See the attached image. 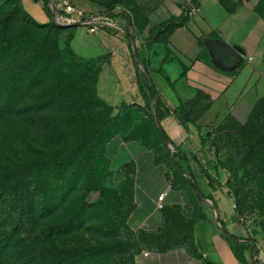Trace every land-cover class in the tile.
<instances>
[{
  "label": "rangeland",
  "instance_id": "rangeland-1",
  "mask_svg": "<svg viewBox=\"0 0 264 264\" xmlns=\"http://www.w3.org/2000/svg\"><path fill=\"white\" fill-rule=\"evenodd\" d=\"M223 3L264 19V0ZM14 8L13 0H0V179L18 167L31 171L16 180L28 186L25 204L36 202L45 216L39 230L53 229L45 253L59 262L74 260L80 248L99 247L107 253L105 264H135L153 249L194 251L202 206L182 175L184 201L160 211L156 229L129 224L136 209L134 170L115 169L120 162L112 166L106 147L138 136L153 152L163 154V146L145 108L111 99L101 40L87 27L27 28L19 17L9 25L11 37L3 38ZM207 126L204 137L216 162L233 179L225 189L238 220L255 223L264 235V68L237 73L225 110Z\"/></svg>",
  "mask_w": 264,
  "mask_h": 264
},
{
  "label": "crops",
  "instance_id": "crops-1",
  "mask_svg": "<svg viewBox=\"0 0 264 264\" xmlns=\"http://www.w3.org/2000/svg\"><path fill=\"white\" fill-rule=\"evenodd\" d=\"M21 8L37 23L49 21L44 0H19ZM116 6V21L124 32H95L102 51L109 56L105 75L111 99L144 106L137 85L133 50L144 61L148 75L169 114L157 122L170 142L187 158L189 173L197 186L204 219H197L194 247L198 258L185 249L164 253L144 252L135 264H241L222 236L220 222L238 242H249L247 264H264V238L255 223L238 220L227 194L228 174L219 167L207 126L225 110L229 87L239 72L264 68V19L248 7L227 11L221 0H77L85 14L104 13ZM187 13L184 25L155 37L169 20ZM141 69V68H140ZM187 114L189 121L181 119ZM202 140L204 141L202 143ZM115 169L130 165L134 170L133 198L136 209L129 219L132 229H156L160 224L157 198L163 208L184 201L174 187L178 177L173 166L141 142L115 139L107 146ZM215 204V206L213 205ZM255 253V254H254Z\"/></svg>",
  "mask_w": 264,
  "mask_h": 264
},
{
  "label": "trees",
  "instance_id": "trees-1",
  "mask_svg": "<svg viewBox=\"0 0 264 264\" xmlns=\"http://www.w3.org/2000/svg\"><path fill=\"white\" fill-rule=\"evenodd\" d=\"M13 1L15 2V8L13 9L12 13L9 15V18L3 23L4 28L1 34L3 38L11 37L10 35L11 27L9 25L12 22H14L17 17L20 18L21 23L27 28L36 27L38 29H44V28L62 29L61 27L55 25L52 22L46 24L36 23L21 8L19 0H13ZM223 1L224 0H221V5L227 11L229 12L233 11L227 9ZM114 10H116V6L112 5L109 6L107 9H105L104 13H108L112 15ZM187 18H188L187 13H185L179 18L169 20L155 33V37H158L162 33H169L173 29L184 25L185 22L187 21ZM133 52L134 55L136 54L138 56L135 50H133ZM140 62L142 64V69L137 67V73H136L137 85L139 92L144 99L143 108H145V110L148 113L147 115L151 118V122L154 125L156 135L161 140L163 146V154H161V152L159 151L153 152L154 149L153 145L150 144L145 137L138 136L137 138L134 137H131L129 139L123 138L122 140L126 142L129 141L141 142L142 144L146 145L150 151L153 152V154L156 156V162H158V160L162 158L170 166L172 165L175 172L178 174V177L173 182L174 187H176L182 193L181 187L179 188V184H180L179 182L181 180L180 175H182L183 177H185L184 181H186V183L190 185L194 197L199 201L197 186L193 182L192 175L189 173L187 158L179 149H177L170 142V140L165 135V133L157 127V123L156 122L154 123L153 116L156 118V121L159 123V121L163 119L166 115H168L170 112L168 109H162L163 104L148 75L144 61L140 60ZM152 102H153V106L151 105ZM130 105L138 106L140 108L142 107L136 104H130ZM151 109L153 113H151ZM181 119L184 121H189V117L187 116V114L184 113L181 115ZM203 142L204 141L202 140V143ZM255 145L256 142L253 144L252 148ZM106 153H107V147H106ZM164 156L166 158H164ZM217 165L221 167L218 163ZM126 166H130V165H126ZM19 173L21 175H27L30 174L31 171L26 170L24 167H18L12 173H10V175L7 174V176L2 177L0 179V183H1L0 203H2L0 204V264H94L96 262H98V264H105L107 262V253L103 248H99V247L80 248L78 252H76V258L74 260H70V259L68 260V258H65L59 262L57 261L53 262L51 260L52 256L51 255L49 256L48 254L45 253L44 245L52 238L53 229L49 227L47 230H39L38 228L39 224L41 223V220L45 218V216L44 214H42V212H40V210L38 209L36 210V206H35L36 202L31 201L29 205L25 204L26 202L24 200L27 196L26 192L28 190V186L18 185L19 182L16 179ZM181 181H183V179ZM232 184H233V179L228 177V180L225 183V187L228 190H230ZM48 198L45 197L43 199L41 207L45 205V203L47 202L46 200ZM8 203H11L9 208L4 207V204H8ZM213 205L215 206L214 203ZM164 209L165 208H163L161 211H163ZM5 211H7L8 214H6ZM198 219H204V215L202 211L199 212ZM220 228L222 231V236L227 241L230 242L232 251L236 259L241 264H247L244 258V252L246 250L253 249L251 243H249L248 241L247 242L236 241V238L234 236H231L226 231V229L224 228L221 222H220ZM30 236L32 237V239L29 238L27 239V237ZM262 236L264 238L263 234ZM180 248L184 249L183 247H179L175 249H180ZM175 249H167L164 251H158L156 249H153L147 252L164 253ZM188 253L192 258L199 257L198 254L196 253L195 247H194V251ZM204 264H212V263L205 261Z\"/></svg>",
  "mask_w": 264,
  "mask_h": 264
},
{
  "label": "built area",
  "instance_id": "built-area-1",
  "mask_svg": "<svg viewBox=\"0 0 264 264\" xmlns=\"http://www.w3.org/2000/svg\"><path fill=\"white\" fill-rule=\"evenodd\" d=\"M77 0H45L48 11L49 22L55 25L66 27H87L90 33H95L99 29L110 30L114 33L122 34L124 30L116 21L117 12L112 15L108 13L85 14L75 6ZM164 195L157 198L158 209L162 210Z\"/></svg>",
  "mask_w": 264,
  "mask_h": 264
},
{
  "label": "water",
  "instance_id": "water-1",
  "mask_svg": "<svg viewBox=\"0 0 264 264\" xmlns=\"http://www.w3.org/2000/svg\"><path fill=\"white\" fill-rule=\"evenodd\" d=\"M135 57L137 58V60H138V63H139V65H140V68L142 69V64H141V62H140V59H139V57L135 54ZM154 102V101H153ZM153 102H152V106H153ZM151 106V107H152ZM154 119H155V121H156V118L154 117ZM156 123H157V121H156ZM157 127H158V125H157ZM159 128V127H158ZM160 129V128H159ZM198 196H199V193H198ZM255 254V253H254Z\"/></svg>",
  "mask_w": 264,
  "mask_h": 264
}]
</instances>
